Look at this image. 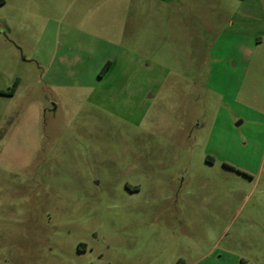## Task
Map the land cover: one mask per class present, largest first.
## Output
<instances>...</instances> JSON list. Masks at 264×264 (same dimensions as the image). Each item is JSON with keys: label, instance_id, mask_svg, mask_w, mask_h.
Returning <instances> with one entry per match:
<instances>
[{"label": "rangeland", "instance_id": "374dc122", "mask_svg": "<svg viewBox=\"0 0 264 264\" xmlns=\"http://www.w3.org/2000/svg\"><path fill=\"white\" fill-rule=\"evenodd\" d=\"M0 264H264V0H0Z\"/></svg>", "mask_w": 264, "mask_h": 264}, {"label": "trees", "instance_id": "16d2710c", "mask_svg": "<svg viewBox=\"0 0 264 264\" xmlns=\"http://www.w3.org/2000/svg\"><path fill=\"white\" fill-rule=\"evenodd\" d=\"M109 66H110V61H107L104 64V66L101 68L100 72H99V76L100 77L107 71ZM14 92H15V87H13L10 91H7V92H2L1 91L2 94H6V95H12Z\"/></svg>", "mask_w": 264, "mask_h": 264}, {"label": "crops", "instance_id": "0c3cea01", "mask_svg": "<svg viewBox=\"0 0 264 264\" xmlns=\"http://www.w3.org/2000/svg\"><path fill=\"white\" fill-rule=\"evenodd\" d=\"M107 61H110V60H106L105 62H104V64L107 62ZM104 64L102 65V67L104 66ZM114 66V61H110V66H109V68L107 69V71L100 77L99 76V72H100V70H101V68H100V70L98 71V76H99V80H102V79H104L110 72H111V69H112V67ZM15 93V92H14ZM14 93L12 94V95H14Z\"/></svg>", "mask_w": 264, "mask_h": 264}]
</instances>
